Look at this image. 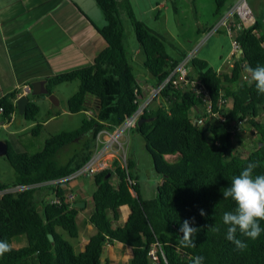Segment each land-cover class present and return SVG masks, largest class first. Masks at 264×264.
<instances>
[{"label": "trees", "instance_id": "trees-1", "mask_svg": "<svg viewBox=\"0 0 264 264\" xmlns=\"http://www.w3.org/2000/svg\"><path fill=\"white\" fill-rule=\"evenodd\" d=\"M225 2L214 0L215 14ZM93 3L104 22L97 32L105 47L90 65L45 77L37 94H30L29 85L28 101L21 114L24 121L34 122L38 106L29 97L45 98L52 88L76 82V91L66 99L65 109L70 114L87 112L86 119L72 132L49 136L34 153H27L25 147L22 152H15L3 140L7 145L3 158L14 179L0 182V240L9 244L14 240L17 246H11V252L0 258V264H100L103 245L111 243L131 251L128 262L114 264H193L195 256H203V264H264V231L252 240L238 230L237 239L246 245L239 249L226 239L228 226L222 220L224 212H234L237 207L234 200L224 199L222 194L233 178L250 162L258 163L254 176L264 174V121L256 120L258 115L264 116V94L257 92L254 83L249 84L250 74L246 71L249 67L264 66V39L256 19L252 27L236 35L241 54L228 72H217L206 61L192 56L185 69L186 79L194 86L165 83L157 94L159 106L147 105L131 129L142 140L154 172L161 176L155 196L141 199L130 177L128 160L121 165L113 157L109 168L89 176L94 190L88 223L94 233L83 250L75 253L58 232L72 240L77 238L75 216L79 209L66 201L65 183L55 181L67 177L88 160L99 131L112 132L138 107L140 89L133 73L134 61L122 46L120 12L132 29L141 55L139 63L151 79V88L159 87L186 56L184 52H176L175 59L168 56L163 39L135 19L129 0ZM219 29L224 32L220 27L213 33ZM194 89L203 90L208 103ZM17 93L11 91L0 97V120L5 123L16 113ZM245 126L256 141L253 149L241 158L233 155V138ZM42 128V124L35 123L29 133L37 136ZM63 154L68 157L60 162L59 156ZM165 156L175 159L167 161ZM15 186L24 189L8 192ZM36 192L44 197L40 212L34 200ZM123 205L128 207L129 214L125 223L118 226V208ZM201 209L204 216L200 215ZM193 217L192 226L198 229L196 246L184 247L179 229L185 219ZM259 223L264 229V220ZM155 243L161 254L157 251L158 262L151 263L147 252Z\"/></svg>", "mask_w": 264, "mask_h": 264}, {"label": "rangeland", "instance_id": "rangeland-1", "mask_svg": "<svg viewBox=\"0 0 264 264\" xmlns=\"http://www.w3.org/2000/svg\"><path fill=\"white\" fill-rule=\"evenodd\" d=\"M83 2L82 8L86 11L87 16L96 21V25L102 27L104 22L93 0H84ZM129 2L135 19L155 31L163 39L166 54L174 59L176 58V52H184L185 54L193 52L195 58L206 61L209 67L215 69L220 64V59L230 51V40L222 29L212 34H208L207 29L215 27L219 18L227 12L234 0H226L224 5L219 8L217 14H215L214 0H129ZM247 5L248 7L250 5L251 7L255 6V10L253 11L254 16L262 15V28L259 29V34L264 39V0H247ZM119 17L124 36L122 46L127 57H131L134 61L133 73L142 93L141 104H143L149 93H151V87L148 88L147 92H145L144 88L146 83V85H150L151 79L139 63L141 55L138 52L139 49L126 16L120 12ZM225 66L228 67L229 64ZM76 88L77 83L71 82L52 88L51 93L45 98L40 96L35 98L29 97L38 106L35 121H24L21 115L17 113L13 114V121H10V123L0 120V141L6 140L14 151L22 152L25 147L27 153H34L49 136L61 132H72L78 129L81 122L86 119V114L83 112L70 114L64 111L66 99L76 91ZM154 96H149L147 99L149 100L147 105H150V108H156L160 104L157 96ZM52 99L54 102L56 101V104H53ZM229 104L228 101L227 106ZM51 105L56 106L51 107ZM49 108L55 110V114L54 112L53 114L48 113ZM52 115H54L53 118L43 125L42 130L37 136L30 135L29 129L35 123L43 124ZM210 120L213 122L214 117L211 116ZM256 120L264 121V116L260 114L256 117ZM246 128L247 126L242 127L241 130L235 133L233 138V155L241 158H244L253 149L256 141L255 136ZM126 136L127 141H122V138ZM124 137L119 138L121 144L117 145L116 148L111 147L110 153L112 157H116L119 160L121 165H124L126 157L132 159L135 168L129 169L130 177L133 178L137 175L140 181L139 186H141L142 190L143 188L145 189L144 192L148 193L150 186L146 183L145 186L142 182L150 172L151 161L149 155L143 146L142 140L134 131L133 133L128 131L124 134ZM67 157L68 155L66 154L60 155V162L67 159ZM174 159L175 157L168 158L171 161ZM13 179L14 174L12 169L5 159L0 157V182L9 183ZM89 180L86 193L91 195L94 186L92 180ZM42 196L43 193L41 192H36L34 195L39 212L41 210L40 201L44 200ZM88 209L91 210V203L89 201L86 203V210ZM77 228H80L78 223ZM58 232L72 246L74 252L77 253V250L74 249L75 240L67 238L66 234L62 231ZM22 245L23 243H21ZM10 246H17L14 240L10 242Z\"/></svg>", "mask_w": 264, "mask_h": 264}, {"label": "crops", "instance_id": "crops-1", "mask_svg": "<svg viewBox=\"0 0 264 264\" xmlns=\"http://www.w3.org/2000/svg\"><path fill=\"white\" fill-rule=\"evenodd\" d=\"M83 1L0 0V97L11 91H17V97H19L22 95L20 92L22 86H29L32 82L42 81L45 77L92 63L94 57L105 47V43L97 32L100 26L96 25V21L88 17L83 10ZM249 8L253 14L255 6L250 5ZM254 17L261 29L262 15ZM228 59L229 51L220 59L221 65L219 64L214 70L228 72L230 66H225L228 64ZM146 84L145 92L151 87ZM53 106L56 105H51ZM64 111L66 112V109ZM53 112L55 114L56 111L49 108L48 113L53 114ZM83 113L87 115V112ZM53 116L44 121L42 126ZM130 133H133V130ZM125 140L127 141V136L122 138V141L125 142ZM15 152L21 151L15 150ZM169 157L174 158V156H165L164 159L171 161L168 160ZM126 160L131 166L130 170L134 169L132 159L126 157ZM149 171L151 174L149 172L145 180H142L143 185L146 183L150 186L148 193L139 186L140 181L137 175L132 178L137 186L138 195L143 200L153 198L157 186L162 181L161 176L154 172L152 165ZM89 179L91 178H78L65 186L67 195H76L73 202L84 203V207L79 209L75 216L76 227L77 223L80 226L79 229L77 228L78 235L74 243V249L77 252L83 250L88 238L94 233L92 226L88 223L91 210H86L87 201L91 203V195L86 193ZM111 184H115L114 178L111 179ZM118 212L119 218L115 224L122 226L129 214L128 207L120 206ZM99 259L100 264L126 263L131 259V251L118 243L105 244Z\"/></svg>", "mask_w": 264, "mask_h": 264}, {"label": "built area", "instance_id": "built-area-1", "mask_svg": "<svg viewBox=\"0 0 264 264\" xmlns=\"http://www.w3.org/2000/svg\"><path fill=\"white\" fill-rule=\"evenodd\" d=\"M254 16L250 10V8L247 5V0H234L233 4L231 7L227 10L226 13H224L223 16H221L216 23L215 27H213L210 33H213L217 28H223L225 35L229 38L230 40V51H229V61L228 64L231 68L232 63L234 60L241 54V50L235 40L236 35L242 30V29H247L250 28L254 25ZM193 56V52H189L186 54V56L179 62V64L173 69V71L169 74V76L160 84L159 87L157 88H152L151 93H149L147 99L149 96H154L158 94L159 89L164 86L165 83L169 82L174 85V86H194V83L192 81H188L186 79V69H185V64L186 62ZM195 93L200 92L196 91L195 89L193 90ZM21 94H27L29 92V86H22L20 88ZM206 103L207 101V95L204 93L203 90L201 92ZM155 97V96H154ZM138 107L137 109L125 120L121 123L120 126L116 127L112 132H108L105 130L99 131L96 136H95V145L92 154L88 158V160L77 170H75L73 173L68 175L65 178L59 179L55 182H59L61 184L65 183L63 187L70 182L77 180L78 178H83V177H89L103 169L109 168L110 167V162H111V157L112 154L110 153L111 147H117V145L121 144L119 141L120 137H124V134L130 131L139 116L141 115L142 111L146 109V106L149 102V100H145L143 104H141V95L138 97ZM208 111V109L206 110ZM1 112V109H0ZM105 158V159H104ZM24 188L21 186H15L12 187L8 190V192H17L21 191ZM75 194H66V201L70 204H72L73 198H75ZM157 244H152L150 249L147 252V256L149 258V261L151 263H156L158 262V253H160L159 250H157ZM161 254V253H160Z\"/></svg>", "mask_w": 264, "mask_h": 264}, {"label": "clouds", "instance_id": "clouds-1", "mask_svg": "<svg viewBox=\"0 0 264 264\" xmlns=\"http://www.w3.org/2000/svg\"><path fill=\"white\" fill-rule=\"evenodd\" d=\"M246 71L250 74L249 84L254 83L257 92L264 94V66L249 67ZM257 167L258 163H248L241 173L233 178L231 186L225 188L222 193L224 199L231 198L237 205L234 212H224L222 220L223 224L228 226L226 239L239 249L245 248L246 245L237 239L238 230L252 240L257 239L264 231L259 223L264 220V174L254 176V169ZM200 215H205L203 209L200 210ZM194 223V217L191 220L185 219L179 229L182 233L180 243L184 247L196 246L194 239L198 229L192 226ZM11 250L7 241L0 240V258ZM204 259L203 256H195L192 261L193 264H203Z\"/></svg>", "mask_w": 264, "mask_h": 264}, {"label": "water", "instance_id": "water-1", "mask_svg": "<svg viewBox=\"0 0 264 264\" xmlns=\"http://www.w3.org/2000/svg\"><path fill=\"white\" fill-rule=\"evenodd\" d=\"M42 85H43L42 81L32 82L30 84V94H32V95L37 94L39 91V88H41ZM27 101H28V99L26 97V94H23V95L16 98L14 103H15L16 113L18 115H21L23 113ZM52 101H53V99H52ZM53 104H56V101ZM6 153H7V145L5 142L0 141V157H5ZM72 206L75 208H78V209H82L84 207V203H82V202L72 203ZM47 239L49 240V242H51L52 241L51 235L48 234Z\"/></svg>", "mask_w": 264, "mask_h": 264}]
</instances>
